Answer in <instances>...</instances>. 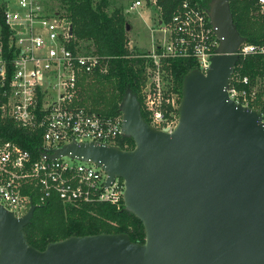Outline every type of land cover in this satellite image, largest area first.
<instances>
[{"label": "water", "instance_id": "water-1", "mask_svg": "<svg viewBox=\"0 0 264 264\" xmlns=\"http://www.w3.org/2000/svg\"><path fill=\"white\" fill-rule=\"evenodd\" d=\"M208 3L220 43L205 72L185 73L173 131L153 127L127 88L121 128L132 148L72 140L45 153L92 161L106 184L122 178L124 207L142 221L144 241L99 232L37 249L24 231L36 204L17 217L0 203V264H264V125L261 112L228 94L245 37L228 0Z\"/></svg>", "mask_w": 264, "mask_h": 264}, {"label": "built area", "instance_id": "built-area-1", "mask_svg": "<svg viewBox=\"0 0 264 264\" xmlns=\"http://www.w3.org/2000/svg\"><path fill=\"white\" fill-rule=\"evenodd\" d=\"M253 2L252 13L264 22V0ZM142 3L131 0L128 10ZM1 8L8 32L4 39L0 29V120L39 132L43 149L32 158L28 148L0 131V203L20 217L31 203L44 202L55 192L65 205L108 201L119 208L124 204L122 178L106 184V172L92 161L45 154L72 140L133 147L122 139V112L103 114L80 102L82 76L104 71L105 58L71 46V18L49 10L47 0H5ZM158 22L165 37L149 54H141L150 58L145 62L140 106L153 127L171 132L178 122L181 94L167 66L176 58H190L205 72L220 38L207 8L191 0H182L167 21ZM235 53L228 94L261 112L264 125V38L245 39ZM249 57L257 65L244 72Z\"/></svg>", "mask_w": 264, "mask_h": 264}, {"label": "trees", "instance_id": "trees-1", "mask_svg": "<svg viewBox=\"0 0 264 264\" xmlns=\"http://www.w3.org/2000/svg\"><path fill=\"white\" fill-rule=\"evenodd\" d=\"M182 0H155L160 7L163 21H167L174 8ZM208 9L209 0H191ZM232 20L238 32L246 40L261 42L264 36V22L252 10L253 0H228ZM64 14L71 18L73 44L79 50L81 41H88L87 48L103 56L106 60L104 71H95L82 76L79 82L80 102L103 114H115L120 111V103L127 88L138 97L141 104V85L146 75L145 58L142 53L131 52L127 39L128 20L121 8L108 11L105 3L94 0H60ZM0 5V26L3 38L7 36V26L3 20ZM257 63L252 57L245 59L243 71H252ZM170 73L180 94L185 73L197 64L190 58H176L170 61ZM142 115L148 119L141 108ZM0 131L4 138H9L31 152L32 158L41 153L42 138L39 132H33L16 126L12 121L0 120ZM133 146L131 136L122 139ZM35 202L36 191L33 192ZM25 236L35 248H44L49 241H56L73 234L85 235L99 232H124L133 241L143 242L144 225L140 218L122 204L119 208L111 202H83L79 206L65 205L54 192L44 202L36 203L31 220L24 226Z\"/></svg>", "mask_w": 264, "mask_h": 264}, {"label": "rangeland", "instance_id": "rangeland-1", "mask_svg": "<svg viewBox=\"0 0 264 264\" xmlns=\"http://www.w3.org/2000/svg\"><path fill=\"white\" fill-rule=\"evenodd\" d=\"M13 2L14 0H10ZM100 2V4L105 3L108 11H112L116 8H121L130 24V28L127 30V39L129 40V47L133 54L139 55L149 54L153 48V45L163 42L165 34L162 32L160 23L161 12L160 7L153 3V0H148L147 4L143 3L136 10L129 11V4L131 0H94ZM5 0H0V5H2ZM48 9L58 10L60 13H64L62 7L60 6V0H47ZM49 9V10H50ZM1 29V26H0ZM88 41H81L80 49L82 52H90L87 48ZM145 60L149 61L147 55L142 56Z\"/></svg>", "mask_w": 264, "mask_h": 264}]
</instances>
